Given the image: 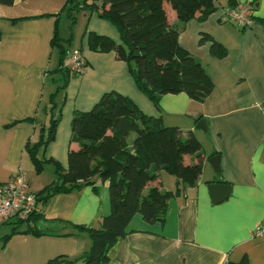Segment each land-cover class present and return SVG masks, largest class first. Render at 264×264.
<instances>
[{
	"label": "crops",
	"instance_id": "obj_1",
	"mask_svg": "<svg viewBox=\"0 0 264 264\" xmlns=\"http://www.w3.org/2000/svg\"><path fill=\"white\" fill-rule=\"evenodd\" d=\"M67 2L0 3V186L19 173L35 195L52 183L54 167V179L41 183L50 164L37 174L26 145L46 137L50 122L57 120L54 138L38 158L52 159L66 171L68 150H78L69 143L73 114L89 111L104 93L114 91L145 115L161 118L166 127L183 136L191 133L200 144L199 157L185 156L183 163L199 165L200 175L192 187L164 173L147 184L145 193L153 187L180 192L168 200L164 224L149 225L134 215L124 237L109 250L108 264H264V237H251L264 224V0H233L252 7L253 23L245 28L222 20L229 8L226 0H215V10L203 20L184 24L165 4L169 25L178 29V45L204 68L213 90L203 103L178 93L160 96L157 105L136 88L126 64L113 52L88 49L89 33L118 43L116 28L92 10L76 13L71 27ZM62 21L68 23L67 38L60 35ZM78 25L83 26L80 47L72 48ZM55 33L67 52L79 51L86 62L84 73L64 88L57 72L59 54L52 46ZM203 36L222 45L225 57H213L211 42H201ZM214 156L219 157V173L209 163ZM94 181V187L56 195L42 206L35 224L40 236L19 234L4 242L13 221L0 223V264H47L58 257L72 261L86 252L89 238L72 226L98 228L110 213L108 182ZM211 183L229 186L228 197L213 202L207 190ZM6 225L9 232L2 230Z\"/></svg>",
	"mask_w": 264,
	"mask_h": 264
},
{
	"label": "trees",
	"instance_id": "obj_2",
	"mask_svg": "<svg viewBox=\"0 0 264 264\" xmlns=\"http://www.w3.org/2000/svg\"><path fill=\"white\" fill-rule=\"evenodd\" d=\"M214 1L101 0L97 4L92 0L87 4L88 0H68L65 15L72 27L76 13L92 10L116 28L118 43L89 33L87 47L95 53L113 52L117 60L126 64L136 88L154 105L160 96L178 93L203 103L213 84L200 63L178 45V29L169 25L164 5L168 4L177 21L184 24L203 20L215 10ZM226 1L230 9L236 6L233 0ZM0 3L9 6L13 0ZM204 41L211 42L213 57H225L222 45L210 36H203L201 42ZM52 46L59 54L57 72L64 88L74 76L63 68L69 52L56 33ZM56 123L57 120L50 122L46 137L41 135L37 143L25 147L37 174L46 164L54 167L55 180L36 194L37 202L43 206L56 195L94 187V180L98 179L108 182L110 213L100 220L98 228L72 226L90 241L80 257L72 261L58 257L47 264H108V252L124 237L131 218L138 214L149 225L164 224L167 202L180 192L179 188L171 192L153 187L145 193L147 184L156 181L160 173L174 176L184 187L194 186L199 178V165L183 163L185 156L199 157L197 139L191 133L183 136L177 128L166 127L159 117L145 115L131 99L117 92L104 93L89 111L73 114L69 143L76 144L78 150H68L66 171L52 159L38 158L40 149L53 140ZM40 219V214H33L25 221H13L10 233L2 241L19 234L40 236L35 227Z\"/></svg>",
	"mask_w": 264,
	"mask_h": 264
},
{
	"label": "built area",
	"instance_id": "obj_3",
	"mask_svg": "<svg viewBox=\"0 0 264 264\" xmlns=\"http://www.w3.org/2000/svg\"><path fill=\"white\" fill-rule=\"evenodd\" d=\"M222 20L233 21L241 28L249 27L253 23L252 7L249 3L237 4L233 9L224 11ZM63 68L70 74L79 76L84 73L86 62L79 51H73L65 58ZM260 107L264 115V104ZM41 212L42 205L37 202L36 195L30 191L21 173L0 186V223L25 221L31 215ZM251 237H264V224L258 226Z\"/></svg>",
	"mask_w": 264,
	"mask_h": 264
},
{
	"label": "rangeland",
	"instance_id": "obj_4",
	"mask_svg": "<svg viewBox=\"0 0 264 264\" xmlns=\"http://www.w3.org/2000/svg\"><path fill=\"white\" fill-rule=\"evenodd\" d=\"M67 27H68V23L66 21H62L61 25H60V35L61 37H64V38H67L68 37V30H67ZM82 25H78L77 27V31H75L76 35L75 36V40L73 41V44H72V48H77V47H80V37H81V33H82ZM56 60V58L54 59ZM60 84V82H58ZM132 136L129 137L128 139V142L129 141H132ZM33 178H37L36 175H33ZM41 178V183L43 182L44 185L50 183V181H52L54 179V176H53V167L51 165H46L45 168H44V171H43V175L40 177ZM37 180V179H35ZM27 181H30V178H27ZM39 181V179H38ZM37 182V181H35ZM34 191V190H33ZM24 228V226H22ZM9 225H6V226H3L2 227V230H4L5 232H9Z\"/></svg>",
	"mask_w": 264,
	"mask_h": 264
},
{
	"label": "water",
	"instance_id": "obj_5",
	"mask_svg": "<svg viewBox=\"0 0 264 264\" xmlns=\"http://www.w3.org/2000/svg\"><path fill=\"white\" fill-rule=\"evenodd\" d=\"M203 122H199L201 124ZM199 127V125H198ZM215 173H219V157L214 156L209 160ZM207 190L211 196L213 202L224 200L230 194V187L223 184L211 183L207 185Z\"/></svg>",
	"mask_w": 264,
	"mask_h": 264
}]
</instances>
